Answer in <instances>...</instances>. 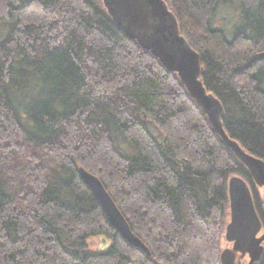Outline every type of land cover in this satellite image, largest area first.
Returning <instances> with one entry per match:
<instances>
[{
  "label": "trees",
  "instance_id": "16d2710c",
  "mask_svg": "<svg viewBox=\"0 0 264 264\" xmlns=\"http://www.w3.org/2000/svg\"><path fill=\"white\" fill-rule=\"evenodd\" d=\"M164 1L226 132L264 160V0ZM80 167L150 256L109 223ZM232 176L264 225V190L102 0H0V264H222ZM101 237L111 245L93 248Z\"/></svg>",
  "mask_w": 264,
  "mask_h": 264
},
{
  "label": "water",
  "instance_id": "95a60500",
  "mask_svg": "<svg viewBox=\"0 0 264 264\" xmlns=\"http://www.w3.org/2000/svg\"><path fill=\"white\" fill-rule=\"evenodd\" d=\"M113 19L124 32L150 51L171 72H176L187 86L191 96L201 106L214 130L221 136L235 155L249 170L254 186L264 189V160L245 151L231 138L223 124L225 110L221 101L208 92L202 79L200 54L190 45L180 32L175 14L169 10L164 0H102ZM84 183L100 202L109 223L132 246L149 256V247L132 231L130 224L101 179L84 167L79 168ZM231 196V222L227 227V239L246 243L249 253L246 264H257L264 251V233L258 236L262 224L255 205L251 184L243 177L232 176L229 181ZM247 235L241 239V237ZM106 247L111 242L101 237ZM239 244L235 247L238 249ZM225 249L221 255L222 264H235ZM230 258V259H229Z\"/></svg>",
  "mask_w": 264,
  "mask_h": 264
},
{
  "label": "flooded vegetation",
  "instance_id": "af4514ba",
  "mask_svg": "<svg viewBox=\"0 0 264 264\" xmlns=\"http://www.w3.org/2000/svg\"><path fill=\"white\" fill-rule=\"evenodd\" d=\"M261 224H262V227L260 231L258 232V236H261L264 233V225H263L262 219H261ZM244 237L245 239H247V235L245 236L242 235L241 239H243ZM238 239H240V236H237L235 240L230 241L226 249L229 250V254H230L229 257H231V261H234L235 264H246V262L249 261V253L245 252V250L247 249L245 248L247 242H245L244 244H240V243H237L239 241ZM237 244H239L238 249L235 247ZM263 245H264V242H263ZM263 255H264V251L261 256L260 261L262 260Z\"/></svg>",
  "mask_w": 264,
  "mask_h": 264
},
{
  "label": "rangeland",
  "instance_id": "374dc122",
  "mask_svg": "<svg viewBox=\"0 0 264 264\" xmlns=\"http://www.w3.org/2000/svg\"><path fill=\"white\" fill-rule=\"evenodd\" d=\"M224 15L221 16L220 19H218L219 20L218 24H219V26L227 24L229 27L232 24L231 15H230V13H226ZM221 19H222V21H221ZM258 190L263 191L264 189L258 188ZM91 243H92L93 248H97V249L106 248V245L103 244L101 238H96V239L92 240Z\"/></svg>",
  "mask_w": 264,
  "mask_h": 264
}]
</instances>
